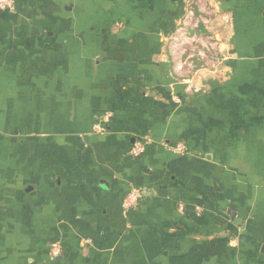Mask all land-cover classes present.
Wrapping results in <instances>:
<instances>
[{"label": "crops", "instance_id": "obj_1", "mask_svg": "<svg viewBox=\"0 0 264 264\" xmlns=\"http://www.w3.org/2000/svg\"><path fill=\"white\" fill-rule=\"evenodd\" d=\"M204 1L228 59L192 95L166 38L196 0L0 10V264H264V0Z\"/></svg>", "mask_w": 264, "mask_h": 264}, {"label": "built area", "instance_id": "obj_2", "mask_svg": "<svg viewBox=\"0 0 264 264\" xmlns=\"http://www.w3.org/2000/svg\"><path fill=\"white\" fill-rule=\"evenodd\" d=\"M197 7H189L184 16L179 20L174 32L166 38V47L173 74L183 84L185 93L192 95L203 91L200 83L201 71L219 70L228 59L221 51L220 40L210 30V17L213 14L206 6L204 0H196ZM16 9L15 0H0V10L13 12ZM109 114L102 120H108ZM95 130L104 132L105 129L97 123ZM151 143L149 137L136 141L130 152L133 156L144 153L146 146ZM171 150L183 153L186 146L178 142L169 147ZM150 192L148 186H134L129 189L122 201L125 214L135 209L141 200ZM184 206L181 204L180 209ZM62 246L59 242L50 245L49 254L52 259L59 257Z\"/></svg>", "mask_w": 264, "mask_h": 264}]
</instances>
